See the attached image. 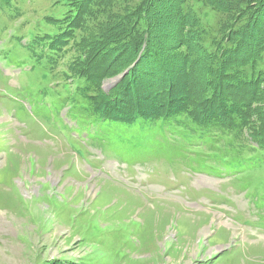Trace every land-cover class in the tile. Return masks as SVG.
Here are the masks:
<instances>
[{"label": "rangeland", "instance_id": "rangeland-1", "mask_svg": "<svg viewBox=\"0 0 264 264\" xmlns=\"http://www.w3.org/2000/svg\"><path fill=\"white\" fill-rule=\"evenodd\" d=\"M65 2L0 6V264H264V164L228 176L209 153L146 162L82 135L66 101L85 84L70 71L80 48L42 39ZM195 4L216 37L221 15Z\"/></svg>", "mask_w": 264, "mask_h": 264}, {"label": "trees", "instance_id": "trees-1", "mask_svg": "<svg viewBox=\"0 0 264 264\" xmlns=\"http://www.w3.org/2000/svg\"><path fill=\"white\" fill-rule=\"evenodd\" d=\"M11 1L0 0V6ZM195 3L221 15L216 37ZM64 4L68 10L60 18L46 19L56 32L42 39L52 52L76 42L80 48L70 71L85 84L66 101L73 103L82 135L124 157L117 141L122 138L146 162L184 159L187 153L195 155L188 167H201L209 153L207 160L221 163L228 176L263 166L264 0ZM128 69L110 90L103 89L107 79ZM222 139L231 148L221 153ZM196 170L223 175L206 166Z\"/></svg>", "mask_w": 264, "mask_h": 264}, {"label": "water", "instance_id": "water-1", "mask_svg": "<svg viewBox=\"0 0 264 264\" xmlns=\"http://www.w3.org/2000/svg\"><path fill=\"white\" fill-rule=\"evenodd\" d=\"M121 77H122V76L116 78V79L114 80V83H115V84L118 83V82L120 81Z\"/></svg>", "mask_w": 264, "mask_h": 264}]
</instances>
